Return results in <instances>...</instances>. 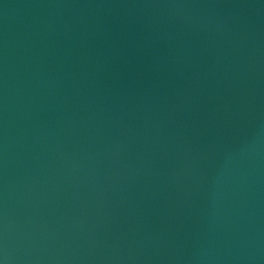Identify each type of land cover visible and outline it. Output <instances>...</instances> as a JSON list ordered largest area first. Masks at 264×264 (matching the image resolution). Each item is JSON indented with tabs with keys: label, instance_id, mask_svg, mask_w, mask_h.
Wrapping results in <instances>:
<instances>
[{
	"label": "water",
	"instance_id": "95a60500",
	"mask_svg": "<svg viewBox=\"0 0 264 264\" xmlns=\"http://www.w3.org/2000/svg\"><path fill=\"white\" fill-rule=\"evenodd\" d=\"M4 264H264V0H0Z\"/></svg>",
	"mask_w": 264,
	"mask_h": 264
},
{
	"label": "snow or ice",
	"instance_id": "6c2138e0",
	"mask_svg": "<svg viewBox=\"0 0 264 264\" xmlns=\"http://www.w3.org/2000/svg\"><path fill=\"white\" fill-rule=\"evenodd\" d=\"M0 264H4V261L2 259H0Z\"/></svg>",
	"mask_w": 264,
	"mask_h": 264
}]
</instances>
